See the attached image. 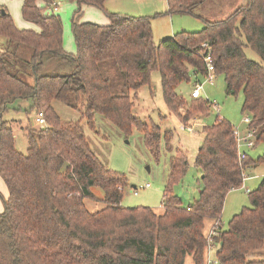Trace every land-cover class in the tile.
Segmentation results:
<instances>
[{"label":"trees","instance_id":"trees-1","mask_svg":"<svg viewBox=\"0 0 264 264\" xmlns=\"http://www.w3.org/2000/svg\"><path fill=\"white\" fill-rule=\"evenodd\" d=\"M54 1L22 0V18L38 31L18 28L5 10L0 14V177L7 188L0 264H185L187 258L204 264L215 223L218 264H264V174L248 191L250 206L225 229L220 225L227 193L240 187L245 169L264 162V152L256 160L248 155L240 160L232 125L217 115L203 126L194 160L201 174L198 197L183 205L172 186L187 169L186 152L173 146L171 129L149 127L133 113L138 89L149 84L156 68L168 112L186 124L193 113L206 114L212 102L200 97L187 102L175 91L179 83L192 78L195 85L205 76L206 42L226 93L243 94L254 145L264 144V65L245 53L249 46L264 62V0H246L223 19H204L199 31H180L158 43L149 17L109 12L105 0H67L76 4L74 54L63 47ZM166 1L170 13L195 14L204 0ZM85 6L102 10L108 22L82 20ZM18 101L19 109L33 117L42 111L45 119L42 126L28 120L26 153L15 147L13 122L1 118ZM55 102L79 118L63 121ZM98 114L126 136L136 128L154 156L162 141L173 153L160 209L120 204L127 178L97 157L83 128L86 122L95 129ZM93 187L102 189L101 199Z\"/></svg>","mask_w":264,"mask_h":264},{"label":"rangeland","instance_id":"rangeland-1","mask_svg":"<svg viewBox=\"0 0 264 264\" xmlns=\"http://www.w3.org/2000/svg\"><path fill=\"white\" fill-rule=\"evenodd\" d=\"M246 0H204L195 9V14L184 11H168L166 0H105L104 9L109 12L127 14L131 16H145L150 18L152 37L155 43L171 37L180 31H199L204 25V19L217 20L225 18ZM56 7L51 11L57 13L63 25V47L69 53L76 52V45L72 34V17L76 4L67 0H55ZM22 0H0V14L7 11L14 24L21 29H32L38 31V27L21 16ZM50 10H47V13ZM82 20L107 23L105 13L92 6L83 8ZM25 25V26H23ZM246 56L264 65L258 54L249 46L245 48ZM200 91V100L212 102L207 113L192 114L190 123L181 121L176 113L167 111L162 97L160 86V75L158 69L150 72L149 84H144L138 89L137 98L133 106V113L139 116L150 127L151 123L159 125L165 131L172 130V144L181 148L187 154L188 166L180 180L173 184L174 193L180 198L183 205L192 203L198 197L201 174L194 164L198 147L203 141V126L211 125L217 115L227 120L233 128H237L242 134L247 129L243 121L247 113L242 111L243 94L229 95L225 91V81L222 75H217L211 81H205ZM194 82H181L175 87V91L187 102L190 101V93ZM20 101L14 103L13 107L4 112L2 119L13 122V133L16 149L26 153L27 137L25 126L28 120L34 123V114H27L20 105ZM22 106V105H21ZM18 107V108H17ZM188 106L184 105L179 109L183 115ZM16 108V109H15ZM54 108L63 121H76L79 113L66 105L55 102ZM193 123H195L193 125ZM186 125L193 126L192 131L184 128ZM86 138L92 151L97 157L114 171L125 174L128 184L124 187L121 202L122 206L137 207L148 206L156 209L161 208L163 200V189L169 174V167L172 152L165 150L163 141L160 142L159 152L154 156L145 147L143 135L136 128L131 129L127 136L120 132L111 122L101 115L95 117V129H91L86 122H83ZM241 150L256 160L264 152V144L256 143L253 147H246L243 144ZM252 169H245L246 178L240 187L232 189L226 195L223 210L221 213V228L225 229L230 218L238 213L243 207L250 206L248 191L254 189L264 174V162L257 164ZM149 184L148 187H145ZM137 187V193H133V187ZM94 195L101 199L103 191L99 187H93ZM7 196L3 180L0 177V212L4 209V198ZM185 264H190L187 258Z\"/></svg>","mask_w":264,"mask_h":264},{"label":"built area","instance_id":"built-area-1","mask_svg":"<svg viewBox=\"0 0 264 264\" xmlns=\"http://www.w3.org/2000/svg\"><path fill=\"white\" fill-rule=\"evenodd\" d=\"M201 47L203 48L202 60L205 64V68H206V73L204 76L205 81L211 82L216 77L212 53H211L209 45L206 42L202 43ZM203 83L200 81H197L195 83V85L193 86L191 93H190L191 98L200 97V91L202 89ZM243 121L248 125V123L250 122V118L248 116H246ZM34 123L37 126H42L45 124L44 114L42 111H37L35 113ZM194 124L195 123H193V125ZM192 127L193 126H191V125L184 126V128L188 131H192V129H193ZM233 132L235 134L236 142H237V146H238V158L240 160H244L247 157V153L245 150H241L240 146H241V144H243L244 146H246L248 148L253 147V145H254V132L255 131L253 129H249L247 127L244 134L240 133L237 128H233ZM245 178H246V176L244 175V179ZM148 186H149V184L145 185V187H148ZM137 189L138 188L134 186L133 187V193L136 194L138 192ZM217 225L218 224L215 223V227L208 233L207 247H206V258H205L204 264H218L219 263V260L216 256L217 244L214 241V236L217 234Z\"/></svg>","mask_w":264,"mask_h":264},{"label":"crops","instance_id":"crops-1","mask_svg":"<svg viewBox=\"0 0 264 264\" xmlns=\"http://www.w3.org/2000/svg\"><path fill=\"white\" fill-rule=\"evenodd\" d=\"M21 1V0H20ZM23 26H25V25H23ZM246 130V129H245ZM255 167H257V166H255ZM255 167H249L248 169H252V168H255ZM5 185V184H4ZM5 189H6V194H7V188H6V185H5Z\"/></svg>","mask_w":264,"mask_h":264}]
</instances>
